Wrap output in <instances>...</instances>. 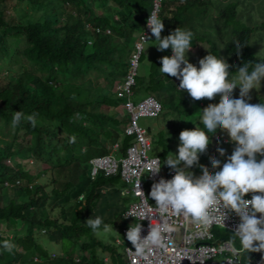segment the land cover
I'll use <instances>...</instances> for the list:
<instances>
[{
  "label": "trees",
  "instance_id": "trees-1",
  "mask_svg": "<svg viewBox=\"0 0 264 264\" xmlns=\"http://www.w3.org/2000/svg\"><path fill=\"white\" fill-rule=\"evenodd\" d=\"M16 1H26L33 16L13 18L10 9H15ZM224 1L168 0L165 3L172 10L168 12L166 36L177 27L189 30L193 33L191 50L196 52L198 44H205L213 55L217 41L213 38H219L230 65L229 72L234 75L244 62H263L253 38L264 32V21H259L264 16V0L227 4ZM151 3L152 0L141 8L131 5L129 0H0V66L6 61L8 72L0 80V123L12 130L10 138L0 139V264L17 261L34 264V257L40 259L37 264L46 260L45 264H101L103 254H108L113 264H123V261L119 263L121 257L116 249L120 246L99 245L93 237L95 231L84 223L99 216L103 224L112 225L118 232L124 226L120 219L126 210L120 206L124 199L121 190L113 188L120 178L104 177L100 172L91 180L89 160L110 152L106 141L120 142L119 156L124 155L129 145V138L116 132L119 122L113 109L118 101L112 102L111 95L116 82L126 74ZM133 6V11L128 10ZM67 7L75 10L76 15L66 12ZM117 8L123 11L117 13ZM114 14L120 16L112 23ZM138 17H142L141 23L137 22ZM97 27L109 28L111 34H96ZM91 34L97 36L95 41L90 39ZM236 42L244 46L239 56ZM164 56H171L170 48L153 62L155 70L149 80L153 86L148 84L147 89L159 100L172 102L174 97L170 92L176 84L168 86L163 74L158 72L159 61ZM142 83L138 76L136 88ZM162 93H166L165 98L161 97ZM93 98L107 109L98 106L89 109ZM218 102L216 97L212 101L193 102L184 92L176 109L186 104L203 109ZM258 103L264 104L261 99ZM17 111L25 117L35 113V127L26 119L13 126ZM186 116L189 122L184 121L185 125L203 130V124L195 120L199 115ZM33 161L41 166L35 175L23 164L30 165ZM45 173L50 177L49 191L48 186L34 183ZM52 212L60 213L63 220L53 218ZM102 230L103 225L96 232ZM217 234L221 235L219 231ZM41 235L47 244L59 249L53 261L48 260L51 251L39 238ZM221 236L232 239L229 234ZM5 241L15 245L11 252L4 250ZM85 253L87 257L83 256ZM76 255L79 262H75Z\"/></svg>",
  "mask_w": 264,
  "mask_h": 264
},
{
  "label": "clouds",
  "instance_id": "clouds-1",
  "mask_svg": "<svg viewBox=\"0 0 264 264\" xmlns=\"http://www.w3.org/2000/svg\"><path fill=\"white\" fill-rule=\"evenodd\" d=\"M176 1L183 2L184 0ZM226 1L241 3L243 0ZM164 2L165 0L162 1L158 15H148L146 26L151 35L149 37L143 34L144 44L154 40L157 42L155 48L158 51L163 52L169 48L171 49V56H164L160 59L159 71L164 76L178 80V90L186 92L193 102L205 99L212 101L216 96H219V102L216 104L209 103L207 107L200 111V122L203 124V130L194 128L193 130H182L179 133L178 154L175 156L171 154V157L164 161L169 167L166 171L172 170L174 172L172 178L169 180L161 178L158 182L153 183L148 198L140 190V180L137 182L136 187L144 198V204L147 205L149 201L153 200L160 209H170L185 220L199 222L203 226H209L217 220L224 226V221L228 216L234 214L239 218L234 233L214 229L213 239L206 244L219 247L223 243H227L228 251L217 255L219 263H223L226 258H230L233 264H264V158L257 159L258 156L264 157V104L248 102L251 99L250 91L261 87V82L264 81V60H262L263 62H244L234 72V77L233 73L229 72L230 65L223 58H218L217 55L211 53L198 61L199 67L192 65L186 59V53L192 47L193 33L191 31L177 27L166 37H161L164 24L159 17ZM111 3L114 5L113 2ZM116 19L115 21H117ZM85 25L86 27L91 26L89 23H85ZM153 37L154 39H152ZM235 46L237 49L236 55L239 56L240 50L244 46L239 42H236ZM121 80L117 81L116 84ZM235 89H239L238 98L233 97ZM118 106L113 109L117 113L114 116L119 122L116 132L118 136H123V129H125L127 122L120 120L121 109L119 115ZM77 118L81 119V116L77 115ZM23 119H26L35 127L36 114L33 113L25 117L21 111L15 112L12 119L13 126L18 125ZM217 131L226 133L229 142L227 144L231 143L229 146L233 151L225 157V150L218 148L219 159L213 157L210 161L211 164L204 163L203 165L211 166L212 169L219 168L220 170L210 173L208 168L201 165L200 171L202 174L199 177H194L189 169L198 165L200 155L206 152L210 138H212L209 137L208 133L214 134ZM145 136L150 141L149 151H151V138L146 135V132ZM74 139L73 137V142ZM130 140L131 138H129ZM115 145H118V147L116 148ZM107 148L110 150L108 154L117 153L118 150H121V144L119 141H115L114 144L110 143ZM151 157L159 158H156L150 166L151 175L155 176L160 171L159 161L161 164L162 159L159 156ZM248 194L251 198L245 199ZM124 213L120 219V222H124V226L121 227L118 238H115L112 242H100L93 236L99 245L105 243V245L114 244L122 247L123 264H126L125 247L129 245L128 242H130L136 253L143 255L147 247L163 246L162 232L173 231L166 222L158 224L156 227H151L149 223L147 236L141 238L142 225L138 221L130 225V221L123 218ZM84 223L95 232L102 225L105 231L110 228L113 230L112 225L103 224L102 218L99 216L91 217ZM127 228L125 238L122 232ZM217 231L221 235L229 234L232 239L223 238L217 234ZM116 240H119L120 243L118 244ZM200 245H202V242L199 243L198 247ZM2 246L8 252H11L15 247L14 244L8 241L3 242ZM52 255L53 253H50L49 261L56 258L53 255L51 260ZM83 256L87 257L88 255L85 253ZM76 258H79V256L76 255ZM103 258H108L111 264L108 256L102 257L101 264H105ZM46 262L48 261L46 260Z\"/></svg>",
  "mask_w": 264,
  "mask_h": 264
},
{
  "label": "built area",
  "instance_id": "built-area-1",
  "mask_svg": "<svg viewBox=\"0 0 264 264\" xmlns=\"http://www.w3.org/2000/svg\"><path fill=\"white\" fill-rule=\"evenodd\" d=\"M162 1L163 0L153 1V8L149 15L159 14ZM148 17L149 16H147L145 20L144 31L134 44V52L128 61L126 74L121 82L117 83L113 89L121 109L120 120L127 122L125 129H123V136L125 138H131L129 141L130 144L125 154L118 159H115L112 153L103 157L91 158L89 160L91 167L90 179L94 180L100 172H103L104 177L118 176L120 181L127 186L125 189L121 190L120 194L123 198H132L133 200L129 202L123 218L129 220L130 225L137 221L142 225L141 238L147 236L149 223L151 227H156L158 224L166 222L173 229L171 232L161 233L163 246L154 245L147 247L143 255L136 253L130 242H128L129 245L125 247L126 264H233L230 258H226L223 263L217 261L219 259L217 255L228 251L227 243H223L219 247L208 246L206 243L213 239L214 229L234 233V229L239 223V218L237 216L230 214L224 221V226L219 220L213 222L209 226H203L199 222L185 220L182 216L176 215L170 209H160L153 200L151 202L149 201L147 205L144 204V198L136 187L137 182L140 180V190L144 193L145 197L148 198V193L153 183L158 182L161 178L169 180L174 175L172 170L163 171L160 161L159 173L155 176L151 175L150 166L157 157L148 155L150 141L145 136V130L140 128L137 124L139 118L159 117L163 111L162 104L151 96L143 99L137 104L132 102L138 76L139 61L143 53V44L145 43L143 34L149 37L151 35L150 30L146 26ZM88 27L91 28V26H87V28ZM101 32L110 34L109 29L102 30L97 27L96 34ZM88 45H92L91 41H88ZM115 147L117 148L118 145H115ZM203 166L208 168L210 173L220 170L219 168L212 169L211 166L208 165ZM250 198L249 194L245 196V199ZM145 216L149 219L147 217L143 219ZM128 228L122 232L125 238ZM116 242L118 244L120 243L119 240H116ZM200 242H202V245L198 247ZM50 259H53V255ZM75 261L78 262L79 258H76ZM103 262L105 264H110L108 258H103ZM33 263H40V259L34 257ZM11 264L22 263L17 261Z\"/></svg>",
  "mask_w": 264,
  "mask_h": 264
},
{
  "label": "rangeland",
  "instance_id": "rangeland-1",
  "mask_svg": "<svg viewBox=\"0 0 264 264\" xmlns=\"http://www.w3.org/2000/svg\"><path fill=\"white\" fill-rule=\"evenodd\" d=\"M128 1V0H127ZM149 1L150 0H129V2L131 3V5L135 4L138 7H145L146 5H149ZM168 0H165V2H167ZM164 2V3H165ZM225 4L229 3L227 1H224ZM15 4V9L11 11V16L13 18H15L16 20H18L20 17H24V16H29L32 17L33 16V12L30 11L29 6L26 4V1H16V3L14 2L13 5ZM108 5H113L111 2H108ZM119 7V6H116ZM133 9H135V7H129L128 10L133 11ZM127 10V11H128ZM172 10V6L171 5H167L165 3L164 7H163V12L162 15L159 17V19L162 20V23L164 24V30L161 33V37L163 38L164 36H166L167 32H168V21L167 18L169 17V11ZM72 12L74 15H76V11L73 10L71 7H67L66 12L69 13ZM117 13L121 12L123 10H120L119 8L116 9ZM101 12H105V10L100 11ZM261 14L258 13V17ZM264 15V13L262 14ZM38 16V15H37ZM36 16V17H37ZM114 17H116L117 19L119 18L120 15L118 14H114L112 15ZM65 17V16H64ZM113 18L112 23H114L115 19ZM142 17H138L137 22L141 23ZM259 21H264V16L262 18L259 19ZM138 29V28H137ZM137 29H135L134 31H136ZM90 39L95 41L97 39V36L91 34ZM154 39V37L152 38ZM215 40H217L215 43L216 45V51H214V54L217 55L218 58H223L226 62L227 59L226 57H224V53L222 51V47L220 46V39L219 38H213ZM212 39V40H213ZM225 40V38H224ZM253 40L256 42L254 43L255 47L257 50H259V54L258 57L259 59L264 60V32H260L258 35L254 36ZM91 43H93L91 41ZM156 41L152 40V41H148L146 44H144V51L142 53L141 59L139 61V66H138V76L140 78H142L143 83L142 85H140L139 87H135L134 88V96L132 98V102L134 104H137L138 102L142 101L143 99L149 97V96H153L154 98H156L157 100H159L154 94H151L150 92H148L147 86L148 84L150 86H153V81H150V75H152L154 69V64L153 62L158 60V58H160L162 56V52L158 51L155 46H156ZM219 43V44H218ZM19 45L21 46V44L19 43ZM223 46V44H221ZM199 47V48H198ZM198 47L196 49V52H193L192 50L188 51L186 53V59L188 60L189 63H191L192 65L199 67L198 65V61L199 58L204 57L206 55H208L211 51L209 50V47L205 44H198ZM172 55V53H171ZM27 65V62H26ZM7 67V62H3L2 66H0V80L2 78H4V76H6V74H8V72L5 70ZM160 68V67H159ZM158 68V72L160 73ZM162 74V73H160ZM235 76V74L233 75V77ZM163 78L165 79V82L168 83V86H171L173 84L175 85L174 90H172L170 92V95H172L173 100L172 102L168 101V100H159L163 106V112L160 114L159 117L157 118H139V120L137 121V124L140 128H142L143 130H145L146 135H148L151 138L152 141V149L151 151H149V156H159L162 159V169L163 170H168L169 167L164 163L165 160H167L168 158L171 157V154L173 156L177 155V148L179 146V133L182 130H193L194 128L185 125V122H189V118L186 115H192L193 118H196L197 115H199L198 119H195L197 122L201 123V113L200 111L202 109L198 108V106H196L195 108L194 105H185L184 107L181 106V109L177 110L176 107H178L180 105V98H182V95L184 92H181L180 90H178V82L175 78L173 77H167L163 75ZM166 78L169 79V81H166ZM92 80H94V77H91ZM101 81V80H100ZM96 85H100L101 83L97 80H94ZM105 91V87H102ZM175 91H179L181 93H176L174 94ZM95 93V91H94ZM250 97L251 99L248 101L249 103L255 104L259 102V99H261V101H263L264 103V81L261 82V87H257L254 90L250 91ZM166 93H162L161 97L165 98ZM239 96V89H235L233 92V97L234 98H238ZM112 98V102H114L115 100L117 101L115 95H111ZM110 98V100H111ZM217 100L219 101V96H216ZM84 99H89V97H85ZM119 105V103H118ZM99 107L101 110H106L107 107H105L106 105L102 104V103H96L94 101V98L90 101V108L92 107ZM188 113H192V114H188ZM118 114L120 115V107L118 106ZM202 124V123H201ZM12 134V130L10 128H5L4 124L0 123V139H8L11 137ZM212 133H208L209 137L211 136ZM166 139H168V141H166ZM228 142V138L226 133L217 131L216 133L212 134V138H210V143L208 145V148L206 150L205 153L201 154L199 157V163L198 165L192 167L189 169V171L193 174L194 177H199L201 175V171H200V166L203 165L204 163L207 164H211V158H216L219 159V154L217 149L218 148H223L225 150V157H227L228 155H230L232 148L229 146L230 144H227ZM227 144V145H226ZM110 143L109 142H105V146L109 147ZM162 152H165V154H161ZM161 154V155H160ZM113 157H115L116 159L119 158V155L117 153H113L112 154ZM259 159L264 158V157H259ZM24 165H26V168L30 171L31 174L35 175L37 173V170L41 167L40 163H37V161H33L30 165H28V163L23 162ZM89 168V167H88ZM44 172L46 170H43ZM42 173V172H41ZM36 185H40L43 187L48 186V191L50 190V177L48 173H45L43 176H41L39 179L36 178L35 182ZM127 186H125L121 181L115 183L113 185V188H117L119 191L122 189H125ZM46 189V188H45ZM121 199L120 201V206H122L123 208H128V204L129 202H131L133 199ZM1 201V198H0ZM68 215H70V213H67ZM50 215L53 216V218L58 219L60 221L63 220V216L58 213V212H52ZM120 224H123V222H120ZM45 235V234H42ZM41 235V236H42ZM39 236L40 239H42L43 242L44 241V237ZM120 236V230L117 232L116 230H112L111 228L108 231L102 230L101 232H94V237H96L97 240H99L100 242H112L115 238H118ZM10 237V236H9ZM44 246L46 248H48L51 252L53 253V255L55 257L58 256L59 253V249L58 247L52 245L51 243L47 244V242L43 243ZM118 250V256L121 257V260L119 261V263H121L124 260V256H123V248L122 247H117L116 248ZM108 256L110 257L108 254H103L102 257ZM111 260V259H110ZM111 264L112 261H111Z\"/></svg>",
  "mask_w": 264,
  "mask_h": 264
}]
</instances>
